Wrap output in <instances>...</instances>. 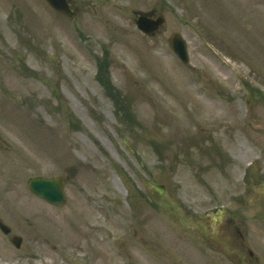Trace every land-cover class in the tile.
Masks as SVG:
<instances>
[{
  "label": "rangeland",
  "instance_id": "1",
  "mask_svg": "<svg viewBox=\"0 0 264 264\" xmlns=\"http://www.w3.org/2000/svg\"><path fill=\"white\" fill-rule=\"evenodd\" d=\"M71 2L0 0V264H264V0Z\"/></svg>",
  "mask_w": 264,
  "mask_h": 264
},
{
  "label": "water",
  "instance_id": "2",
  "mask_svg": "<svg viewBox=\"0 0 264 264\" xmlns=\"http://www.w3.org/2000/svg\"><path fill=\"white\" fill-rule=\"evenodd\" d=\"M57 10L66 12L70 15H74L75 12L70 8L68 0H48ZM138 26L141 30L146 33H151L155 31L161 23H163L162 17L154 20L147 15H140L137 20ZM171 46L173 50L177 53L179 58L188 62V50L186 46V40L180 34H174L171 37ZM30 189L37 195L43 197L47 201L63 205L66 201V195L64 192L65 178L64 177H32L28 180ZM0 227L5 232L8 233L10 228L0 221ZM13 242L16 246L20 245L21 237L14 236Z\"/></svg>",
  "mask_w": 264,
  "mask_h": 264
},
{
  "label": "bare ground",
  "instance_id": "3",
  "mask_svg": "<svg viewBox=\"0 0 264 264\" xmlns=\"http://www.w3.org/2000/svg\"><path fill=\"white\" fill-rule=\"evenodd\" d=\"M14 89H19V87L16 85V87L14 86ZM49 233L51 235L50 238H56L57 237L54 234V232H49ZM181 247H182L181 250L176 251L178 253L180 252L177 256H180V258L183 259L184 261H188L191 257V247L189 245V239L187 236L184 237V241H183V244L181 245Z\"/></svg>",
  "mask_w": 264,
  "mask_h": 264
},
{
  "label": "flooded vegetation",
  "instance_id": "4",
  "mask_svg": "<svg viewBox=\"0 0 264 264\" xmlns=\"http://www.w3.org/2000/svg\"><path fill=\"white\" fill-rule=\"evenodd\" d=\"M148 14H152L154 17L158 14L157 8H153L151 10L148 11ZM7 238H9V240L11 239L12 235L11 234H7L5 235Z\"/></svg>",
  "mask_w": 264,
  "mask_h": 264
},
{
  "label": "trees",
  "instance_id": "5",
  "mask_svg": "<svg viewBox=\"0 0 264 264\" xmlns=\"http://www.w3.org/2000/svg\"><path fill=\"white\" fill-rule=\"evenodd\" d=\"M99 79H100L101 82H103V78L102 77H99ZM115 103H116L117 108L118 109H121V110H124V114H126L127 109L124 108V105H122V106L119 107V102H118L117 97H116V102ZM128 116H130V113H128Z\"/></svg>",
  "mask_w": 264,
  "mask_h": 264
}]
</instances>
